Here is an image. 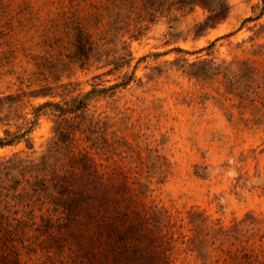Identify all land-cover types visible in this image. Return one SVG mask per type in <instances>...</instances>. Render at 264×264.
I'll list each match as a JSON object with an SVG mask.
<instances>
[{"label":"rangeland","instance_id":"1","mask_svg":"<svg viewBox=\"0 0 264 264\" xmlns=\"http://www.w3.org/2000/svg\"><path fill=\"white\" fill-rule=\"evenodd\" d=\"M228 1L227 20L197 35V5L0 0V136L23 135L0 159L56 164L47 150L71 131L147 203L208 219L196 233L187 225L192 243L173 264L264 252V0Z\"/></svg>","mask_w":264,"mask_h":264},{"label":"trees","instance_id":"2","mask_svg":"<svg viewBox=\"0 0 264 264\" xmlns=\"http://www.w3.org/2000/svg\"><path fill=\"white\" fill-rule=\"evenodd\" d=\"M144 1L158 10L202 7L207 17L197 35L225 22L231 12L228 0ZM66 133L71 138L66 144L47 150L58 151L56 164L45 154L0 159V264H25L24 255L44 264H173L175 248L192 243L183 233L187 225L196 233L208 219L147 203L122 170L103 171L74 147L71 131L56 135L58 145ZM22 136L6 131L0 147L13 146ZM225 254L228 264H264L263 251Z\"/></svg>","mask_w":264,"mask_h":264}]
</instances>
